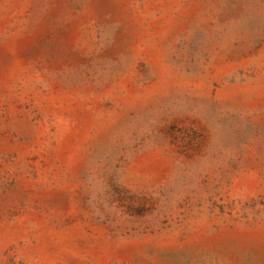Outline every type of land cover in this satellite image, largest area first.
<instances>
[{
  "label": "rangeland",
  "instance_id": "374dc122",
  "mask_svg": "<svg viewBox=\"0 0 264 264\" xmlns=\"http://www.w3.org/2000/svg\"><path fill=\"white\" fill-rule=\"evenodd\" d=\"M0 264H264V0H0Z\"/></svg>",
  "mask_w": 264,
  "mask_h": 264
}]
</instances>
